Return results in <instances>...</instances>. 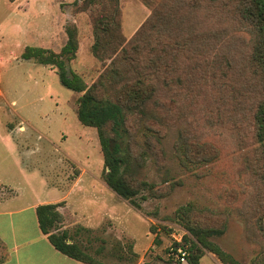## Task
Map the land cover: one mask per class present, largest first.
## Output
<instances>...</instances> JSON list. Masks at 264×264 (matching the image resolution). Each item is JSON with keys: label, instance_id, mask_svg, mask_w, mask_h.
<instances>
[{"label": "rangeland", "instance_id": "obj_1", "mask_svg": "<svg viewBox=\"0 0 264 264\" xmlns=\"http://www.w3.org/2000/svg\"><path fill=\"white\" fill-rule=\"evenodd\" d=\"M176 2L118 0L122 35L131 39L152 11L170 12ZM204 3L196 1L189 16L183 9L175 15L182 23L174 31L178 48L173 86L161 94L158 107L163 126L146 122L150 131L137 120L128 125L135 154L144 149L145 141L155 147L157 162L148 158L145 179L160 195L138 196V209L113 191L108 205L98 209L88 204L90 196L100 200L111 188L101 181L104 159L98 131L82 124L76 113L80 93L61 83L55 67L21 54L27 45L60 51L67 26H75L79 49L69 67L90 85L112 67L110 51L99 59L92 45L94 19L111 12L115 3L0 0V180L6 185L0 195L9 199L5 207L48 198L54 193L49 185L58 182L86 192L79 205L82 214L74 218L79 223L68 230L104 264H167L178 259L173 244L188 233L182 224L187 220L226 225L225 233L213 240L242 264H252L264 250V233L257 225V215L264 210V163L253 119L262 88H257L259 80L249 64L253 37L246 25L223 21L217 27L224 36L209 46L211 24ZM145 133L160 135L165 153L157 138L151 135L147 140ZM182 134L194 147L191 154L202 157L191 168L181 166L176 157ZM182 208L190 209L183 218ZM201 264L223 263L205 250Z\"/></svg>", "mask_w": 264, "mask_h": 264}, {"label": "trees", "instance_id": "obj_2", "mask_svg": "<svg viewBox=\"0 0 264 264\" xmlns=\"http://www.w3.org/2000/svg\"><path fill=\"white\" fill-rule=\"evenodd\" d=\"M91 4L95 0H82ZM198 0H177L170 12L166 10L152 11V14L141 25L131 39L122 35L118 0H112L113 10L102 12L94 19L93 54L99 59L109 56L112 67L104 70L99 78L88 85L86 81L69 67V62L76 58L79 49L78 30L75 26H67V40L60 51L35 45L25 46L21 57L34 60L41 64L55 67L63 85L80 93L76 99V113L80 122L93 126L98 131L100 146L104 159L103 179L108 187L120 197L128 200L136 208L142 205L137 197L147 199L160 195L155 184L145 179L148 158L157 162L155 147L149 141L139 155L134 153L130 144L132 136L129 123L137 120L141 128L147 127L146 122L161 123L158 107L161 94L173 86L175 73L173 58L178 42L174 40V31L182 20L176 18L177 12L183 9L189 16L197 8ZM208 10L209 46L212 40L224 36L225 31L217 24L223 21L246 25L253 37L249 64L256 74L261 86L253 106L255 137L259 143L260 159L264 163V0H200ZM117 4V6H116ZM105 10V9H104ZM148 31L149 35H146ZM156 41L155 46L153 41ZM181 79V76L178 77ZM147 134V140L153 135L157 138L159 150H163L160 135ZM179 137L176 146V157L179 164L186 168L196 166L202 157L193 156L194 147L186 138ZM200 152L198 149L197 153ZM197 157V158H196ZM251 167V165H250ZM260 174L259 170H256ZM264 180V175H261ZM143 191H147L143 194ZM62 202L43 203L36 207L39 226L52 244L63 254L88 264H104L96 259L77 241L75 234L62 229L64 216L59 210ZM190 211L182 208L181 218ZM180 214V213H179ZM188 233L181 241L174 242V251L178 259L167 264L181 263L182 254L191 264H201L205 250L218 256L223 264H242L231 253L221 248L213 239L222 236L226 225L222 227L203 226L191 221L182 222ZM257 225L264 233V210L257 215ZM252 264H264V250L253 260Z\"/></svg>", "mask_w": 264, "mask_h": 264}, {"label": "crops", "instance_id": "obj_3", "mask_svg": "<svg viewBox=\"0 0 264 264\" xmlns=\"http://www.w3.org/2000/svg\"><path fill=\"white\" fill-rule=\"evenodd\" d=\"M101 181L108 187L103 178ZM73 187L68 188L59 185L58 182L57 184L51 183L48 189L53 190L54 193L51 192L48 198L11 208L5 207L9 203V199L0 195V264H88L56 249L48 235L42 232L36 212V207L39 204L62 202L59 207L64 216L62 229H68L73 224H78L79 220L75 221L74 218H79V213L82 210L80 206L84 204L83 199L86 192H76ZM1 188L3 190L6 188L2 180H0V193L2 192ZM102 194L100 200H97V195H93L90 196L92 200L90 203L86 200L85 202L101 209L102 206L108 205L107 197L113 194V190L105 191ZM17 197L19 195H16ZM73 199L74 201H72Z\"/></svg>", "mask_w": 264, "mask_h": 264}, {"label": "built area", "instance_id": "obj_4", "mask_svg": "<svg viewBox=\"0 0 264 264\" xmlns=\"http://www.w3.org/2000/svg\"><path fill=\"white\" fill-rule=\"evenodd\" d=\"M178 239V238H177ZM180 240V239H179ZM179 251V253H181L182 254V257H181V259L183 260V261H185L186 259L184 258V255H185V252L184 251H182V249H179L178 250Z\"/></svg>", "mask_w": 264, "mask_h": 264}, {"label": "water", "instance_id": "obj_5", "mask_svg": "<svg viewBox=\"0 0 264 264\" xmlns=\"http://www.w3.org/2000/svg\"><path fill=\"white\" fill-rule=\"evenodd\" d=\"M173 264H191V263L189 261L185 260V261H183L181 263H173Z\"/></svg>", "mask_w": 264, "mask_h": 264}]
</instances>
